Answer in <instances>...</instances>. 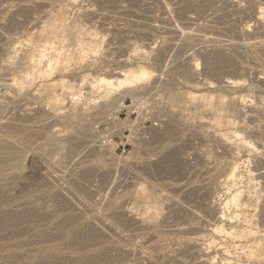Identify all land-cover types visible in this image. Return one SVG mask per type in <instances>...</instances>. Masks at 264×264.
Returning <instances> with one entry per match:
<instances>
[{
    "label": "rangeland",
    "instance_id": "374dc122",
    "mask_svg": "<svg viewBox=\"0 0 264 264\" xmlns=\"http://www.w3.org/2000/svg\"><path fill=\"white\" fill-rule=\"evenodd\" d=\"M169 1L171 16L163 0L80 3L87 16L70 0H0V264H264V249L237 254L255 237L219 232L247 216L264 248V0ZM19 42L34 67L1 50ZM126 59L154 77L93 86ZM148 91L167 104L138 153L125 116L110 119Z\"/></svg>",
    "mask_w": 264,
    "mask_h": 264
},
{
    "label": "bare ground",
    "instance_id": "6f19581e",
    "mask_svg": "<svg viewBox=\"0 0 264 264\" xmlns=\"http://www.w3.org/2000/svg\"><path fill=\"white\" fill-rule=\"evenodd\" d=\"M80 1V0H79ZM89 1H93V0H81V2H79V4L80 3H86V2H88L89 3ZM153 1V0H152ZM154 1H156V3H158L159 5H160V2H162V0H154ZM169 1V0H168ZM181 1V0H180ZM183 1V0H182ZM189 1V0H188ZM105 2V1H104ZM163 2H164V0H163ZM167 2V1H166ZM170 3L172 2V1H169ZM184 2H186V3H188L187 2V0H185ZM183 2V3H184ZM189 2H191V1H189ZM198 2V1H197ZM102 3V2H101ZM155 3V2H154ZM170 3H169V5H170ZM176 4H177V2H175ZM67 4H68V1H67ZM70 4L71 5H73V6H75L76 4H78V1L77 0H70ZM78 4V9L83 5V4H81V5H79ZM164 4H165V2H164ZM160 5L161 7H162V10L164 11V13L167 15L168 14V16H171V15H169V14H171V12H172V10L170 9V7H169V5H167V4H165V5H167V6H165V5ZM185 4V3H184ZM183 4V5H184ZM69 5V4H68ZM85 6H86V4H84ZM178 5V8H179V4H177ZM190 5H192V3H190ZM189 5V6H190ZM80 6V7H79ZM85 6H83V8H80V9H84V7ZM88 6V5H87ZM89 6H90V4H89ZM88 6V7H89ZM182 6V5H181ZM71 7V6H70ZM86 8V9H84V13L85 14H87V16L89 15H92V16H95V11L96 10H93V9H89V8ZM92 7V6H91ZM240 7V6H239ZM126 9V11H128L127 10V8L126 7H123L122 8V10L121 11H123L124 13H127L126 11H125V9ZM177 7H176V5H175V9H176ZM75 9H77L76 7H75ZM124 9V10H123ZM63 10V9H62ZM177 10V9H176ZM180 10H181V8H180ZM28 11V10H27ZM153 11V10H152ZM82 11H80V13H81ZM130 12V11H129ZM134 12V11H133ZM133 12L131 13V14H133ZM148 12V11H147ZM146 12V13H147ZM83 13V14H84ZM136 14L138 13V11L137 12H135ZM260 13H262V15H261V17H258V19L257 20H260L264 15V12L262 11V12H260ZM83 14H81V15H83ZM84 14V15H85ZM128 14V13H127ZM136 14H135V16H136ZM154 14V13H153ZM164 14V15H165ZM137 15H139V13L137 14ZM141 15V14H140ZM147 15V14H146ZM165 15V16H166ZM86 16V15H85ZM152 16V15H151ZM138 17V16H137ZM167 17V16H166ZM153 18V17H152ZM167 19H168V21L167 22H165V24H163V25H165V26H162V25H160V26H162V27H160L159 25H158V28L160 29L161 28V30L160 31H162L163 30V27H164V29H169V31H170V28L173 26V25H171V24H168V22H169V18L167 17ZM166 19V20H167ZM165 20V21H166ZM136 21V20H135ZM150 21H152V20H150ZM153 22H154V20H153ZM161 23V22H160ZM162 23H164V22H162ZM161 23V24H162ZM45 25V24H44ZM142 25V24H141ZM145 25V24H144ZM147 25V24H146ZM157 25V24H156ZM48 26H49V24H48ZM70 26V25H69ZM44 27V26H43ZM42 27V28H43ZM146 27V26H145ZM157 27V26H156ZM151 28V27H150ZM150 28H148V29H150ZM153 28V27H152ZM155 28V27H154ZM157 28V29H158ZM46 29H47V27H46ZM157 29H155V31L157 30ZM167 29V30H168ZM176 29H178L177 28V26H176ZM61 30V29H60ZM151 30V29H150ZM154 30V29H153ZM166 30V31H167ZM41 31H43V30H41ZM159 31V30H158ZM164 31V30H163ZM178 31H179V29H178ZM44 32H45V30H44ZM168 32V31H167ZM183 32V31H182ZM50 33V32H49ZM176 33V32H175ZM179 33H181V32H179ZM81 34V33H80ZM173 34V33H172ZM177 34H178V32H177ZM85 35V34H84ZM83 35V36H84ZM81 36H82V34H81ZM80 38L81 37H79V40H80ZM84 39V38H83ZM83 39H81L80 41H79V46L82 48V51L85 53V54H87V55H89L90 56V54H92L93 52H95L96 53V48H97V45H91V43L93 44V42L96 40V41H98V39H93L94 41L93 42H91L90 41V44H89V38L88 39H86V40H88L87 42L86 41H84ZM91 40H92V38H91ZM99 42V41H98ZM95 43V42H94ZM100 43V42H99ZM62 44V43H61ZM64 45V44H63ZM66 46V45H65ZM251 46V45H250ZM2 47H3V45H2ZM6 48H2L1 50H3L4 49V51L8 54V55H13V56H11L12 58H14V59H16V61L18 62V64H20L21 65V67H26V68H28V67H34L35 66V63L33 62V60L32 59H29L30 58V55H28V56H26V59H24V58H20V56H21V52H24V50H22L23 48L21 47V43L19 42L18 44H13L12 43V45L10 46H8V45H6L5 46ZM99 48V47H98ZM67 49V48H66ZM64 50V49H63ZM77 50H78V48H77ZM101 50V49H100ZM3 51V52H4ZM26 51V50H25ZM29 51V50H28ZM70 51V50H69ZM76 51V50H75ZM81 51V52H82ZM98 51H99V49H98ZM2 52V51H1ZM51 51H49V53H50ZM67 52V51H66ZM27 53V52H26ZM30 53V52H29ZM28 53V54H29ZM48 53V54H49ZM63 53V52H62ZM72 53V52H71ZM78 53H79V51H78ZM98 53V52H97ZM25 54V53H24ZM76 54H77V52H76ZM23 55V54H22ZM61 55V54H60ZM63 55V54H62ZM50 56H51V54H50ZM54 56V55H53ZM28 57V58H27ZM51 58H53V57H51ZM97 58V57H96ZM95 58V59H96ZM26 60V61H24V60ZM80 59V58H79ZM82 59V58H81ZM94 59V58H93ZM21 60H23V61H21ZM47 60V59H46ZM66 61H67V59H65ZM121 63H119L120 65H117V66H115L116 68H115V72H114V75H111V76H107V77H104V76H102L101 78H99L98 80H95L94 81V83L95 84H93V86L94 87H96V88H99V89H102V90H104V91H106L107 92V94L111 91V90H114V91H121V90H131V89H134L135 87H137L138 85H143V84H146L147 82H148V80H150L152 77H154V76H152L153 75V73L151 72V71H149L148 69H146V68H144V67H141V68H139L138 70H132L131 69V67L128 69V70H124L123 69V67L125 68V66H126V64H128V62H129V59H126V60H123V61H120ZM139 62V61H138ZM130 63V62H129ZM140 63V62H139ZM2 65V64H1ZM0 65V66H1ZM68 65V64H67ZM131 65V64H130ZM137 65V64H136ZM9 66V62H8V65L6 64V67H8ZM64 66V65H63ZM128 66V65H127ZM126 66V67H127ZM10 67H11V65H10ZM1 68V67H0ZM5 68V67H4ZM128 68V67H127ZM12 70H14V67H13V69ZM68 70V69H67ZM3 71V70H2ZM7 74H9L8 72H6ZM5 75V74H4ZM68 75H69V73H68ZM64 78H67V77H64ZM85 78V77H84ZM82 79V78H81ZM14 80V79H13ZM88 81H89V79H87ZM91 80V79H90ZM82 81H84V79L82 80ZM92 81V80H91ZM7 82H11V83H7L6 85H7V87H9L10 88V90H11V92H12V90L14 91V90H16L17 88H18V86L16 87V83H18V81H16V79L12 82L11 80L10 81H7ZM87 82V81H86ZM69 83H70V81H69ZM74 84H76L75 82H73ZM82 83V82H81ZM88 83V82H87ZM87 83H83V85H85V84H87ZM93 83V82H92ZM92 83H91V85H92ZM230 83H237V82H230ZM4 84V83H3ZM71 84V83H70ZM79 85V84H78ZM5 86V85H4ZM89 86H90V84H89ZM6 87V88H7ZM76 87H78L77 85H76ZM82 87V86H81ZM8 88V89H9ZM69 88H71V89H73L74 87H69ZM7 89V90H8ZM76 89V88H75ZM18 91V90H17ZM82 91V90H81ZM201 93V92H200ZM15 94V93H14ZM80 94V93H79ZM79 94H78V96H79ZM81 95V94H80ZM201 94H197V93H187V97H188V99H191V100H194V101H197L200 97H202V96H200ZM80 98V97H79ZM219 98V97H218ZM76 99H78L77 97H76ZM223 97H220V103L221 104H223L224 103V101H223ZM219 100V99H218ZM76 101V100H75ZM77 102V101H76ZM233 136H234V138H236V139H238L239 141H241L240 139H243L242 138V136L240 135V133H238V132H234L233 133ZM235 139V140H236ZM223 140H225V139H223ZM237 140V141H238ZM238 141V142H239ZM245 141V140H244ZM226 142V141H225ZM243 142V141H242ZM241 142V143H242ZM223 144H224V141H223ZM257 172V171H256ZM260 173V172H259ZM252 175V174H251ZM253 175H256V174H253ZM261 175H263V174H261ZM260 174H259V176H261ZM256 176H258V175H256ZM251 179H252V177H251ZM253 179H254V176H253ZM256 179V178H255ZM259 179V178H258ZM232 198V197H231ZM235 198H237V196L235 195V196H233V198H232V201H233V199L235 200ZM227 201V200H226ZM231 201V202H232ZM238 201V199H236L235 200V202H237ZM234 201H233V204L235 203ZM223 204L225 205L224 206V208L226 207V208H228V206L230 205V201H227V202H223ZM231 205H232V203H231ZM235 205H237V204H235ZM239 205V204H238ZM246 205L247 204H244V206H245V208H246ZM242 206V208H243V204L241 205ZM154 207L155 208H159V202L158 201H156V204H154ZM223 207V206H222ZM230 207V206H229ZM235 207H237V208H240V206H235ZM223 208V209H224ZM244 208V209H245ZM247 210V209H246ZM243 211V210H242ZM248 214H250V213H248ZM123 215V214H122ZM127 215V214H126ZM125 215V216H126ZM245 215H246V213H245ZM223 217V216H222ZM131 218V217H130ZM243 218H245L244 220H243ZM238 217V221L240 222V220H243V222H245L246 224H248V227L246 228V229H240V230H237V229H233L231 232H228L227 230H224V229H222V228H220L219 229V232H224V233H226L228 236H237L238 238H240V239H242V238H245V239H248L249 237H255L256 238V240H254V242H253V244H251L250 246H248V245H246V246H241L242 248L240 249L241 250V252H237V254L241 257V259H243L242 257H249V258H252V259H256V256H257V253H255V251H258V250H263L264 248H263V246H261L262 244H259V242H261V238H260V234H261V232H260V228L257 226V225H255V227L252 225V222L254 221H249V220H251V219H247V216L245 217ZM128 219V218H127ZM132 219V218H131ZM254 219H255V216H254ZM129 221H131L130 219H129ZM141 222V221H140ZM256 222V220L254 221V223ZM138 223H139V221H138ZM238 224H241V223H238ZM245 224V225H246ZM137 225V224H136ZM243 227H244V225H243ZM224 246V245H223ZM223 248V247H222ZM226 248V247H225ZM238 248V247H237ZM122 249V248H121ZM252 249H255V250H252ZM238 250V249H237ZM118 251V250H117ZM226 251H227V249H226ZM132 253V252H131ZM263 254V253H262ZM262 254H258V255H262ZM264 255V254H263ZM238 256V257H239ZM236 257H237V255H236ZM236 257H235V259H236ZM237 257V258H238ZM244 257V258H245ZM253 257H255V258H253ZM261 257V256H260ZM248 258V259H249ZM263 259V258H262ZM234 260V259H233ZM237 261H235V262H229V264H244L243 262H241L240 260H238V259H236ZM258 260H259V258H258ZM261 260V259H260ZM245 261V260H244ZM228 264V263H227Z\"/></svg>",
    "mask_w": 264,
    "mask_h": 264
},
{
    "label": "built area",
    "instance_id": "2783aa9c",
    "mask_svg": "<svg viewBox=\"0 0 264 264\" xmlns=\"http://www.w3.org/2000/svg\"><path fill=\"white\" fill-rule=\"evenodd\" d=\"M166 104L164 95L158 91H148L134 99L125 98L118 105V112L112 115L110 122H121V116L124 115L127 131H129L131 142L134 144V151L143 153L145 143L148 141L149 130L159 128L163 122L161 117ZM110 136L111 134L107 133L99 141L100 147H109ZM126 153L123 151V154Z\"/></svg>",
    "mask_w": 264,
    "mask_h": 264
}]
</instances>
